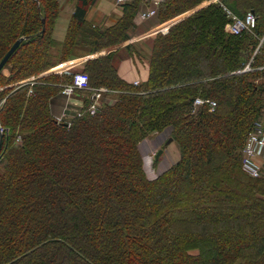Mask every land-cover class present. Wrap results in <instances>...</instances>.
Returning a JSON list of instances; mask_svg holds the SVG:
<instances>
[{
  "label": "trees",
  "instance_id": "16d2710c",
  "mask_svg": "<svg viewBox=\"0 0 264 264\" xmlns=\"http://www.w3.org/2000/svg\"><path fill=\"white\" fill-rule=\"evenodd\" d=\"M205 1L163 0L154 17ZM97 2L77 0L59 41L60 0H0V61L24 37L0 71V264H264V164L260 177L243 168L264 119V0L212 2L158 32L138 84L120 76L118 50L48 73L125 42L149 5L120 4L122 15L99 26L88 19ZM225 7L255 12L254 34L227 31ZM79 72L110 91L91 114L87 89L82 114L58 121L52 99ZM165 130L180 157L150 179L140 143Z\"/></svg>",
  "mask_w": 264,
  "mask_h": 264
},
{
  "label": "crops",
  "instance_id": "0c3cea01",
  "mask_svg": "<svg viewBox=\"0 0 264 264\" xmlns=\"http://www.w3.org/2000/svg\"><path fill=\"white\" fill-rule=\"evenodd\" d=\"M61 2V12L57 19L55 30H54V37L62 41L67 32V28L71 19V16L75 10V6L77 3V0H60ZM117 2V0H116ZM100 1L94 5L88 13V19L92 22H94L96 25L99 26H105V25H111L113 24L123 13L122 7L119 8L118 12L116 9H112L111 11H107L105 8L100 6ZM117 4L121 6L118 2ZM209 4L207 1L196 7L195 9H192L190 11L184 12L175 18L166 21V22H159L157 17H151L147 20H139L138 18L135 19L136 27L134 31L132 32V36L127 39L125 42L120 44L119 46L115 47L114 49H103L102 51L95 53V54H89L82 57L73 58L71 60L65 61L63 63H60L59 65L51 68L47 72H68L70 70L78 69L81 67V65L84 63L85 60L97 57L99 55H104L110 52L111 50H118L117 53L114 56V63L118 69V72L122 78L129 82H135L140 81L143 82L147 80L148 78V67L142 63H138V60L143 59L147 54H149V43L150 39L155 37V35L162 31L167 32L169 27V23L175 19H182L189 15L190 13L194 12L196 9H199L205 5ZM63 14V16H62ZM115 15V16H114ZM115 17V18H113ZM129 44H135L139 49L141 50V57L131 56L128 52V49L126 48V45ZM148 61V60H147ZM142 69V72H139V69ZM82 73V72H80ZM113 93V92H112ZM89 91L82 90L77 91L71 96H66L62 93H57L51 102V108L52 113L54 115H62L65 112L68 113L66 116L67 118L74 117L79 110L84 105V100L89 97L88 96ZM111 94V93H110ZM106 95L108 98L112 99L111 95Z\"/></svg>",
  "mask_w": 264,
  "mask_h": 264
},
{
  "label": "built area",
  "instance_id": "2783aa9c",
  "mask_svg": "<svg viewBox=\"0 0 264 264\" xmlns=\"http://www.w3.org/2000/svg\"><path fill=\"white\" fill-rule=\"evenodd\" d=\"M118 3H126L130 0H117ZM163 0H149V5L145 10L140 11L136 18L139 20H147L151 17H154L158 13V8ZM208 3L212 2H220V0H207ZM228 13V17L230 18L229 23L226 28L227 31L233 34H243L246 32L253 33L257 27L258 16L255 12L249 11L243 16H239L225 7ZM135 18V19H136ZM259 43L257 45L255 54L260 51L262 47H264V33L258 37ZM264 68V64L260 67ZM251 70L250 64H248L242 71ZM28 82L35 83L37 79L35 76H32L28 79ZM139 81H136L135 84H138ZM87 90L90 89L92 91L91 100L88 108L86 109L89 113L94 114L97 110L99 100L101 99L103 93L108 92L110 90L101 87V88H90L88 85V76L85 73H77L74 75V80L70 84L64 85L62 89V94L66 96L73 95L76 90ZM32 91V90H31ZM208 103L210 106V110H214L217 103L214 100H208L204 98H197L195 100V104L204 105ZM82 114V111L78 113ZM64 114L57 116L58 121L64 120ZM263 164H264V119L257 122L253 129L248 134L246 142L243 148V168L244 170L250 174L252 177H260L263 173Z\"/></svg>",
  "mask_w": 264,
  "mask_h": 264
},
{
  "label": "rangeland",
  "instance_id": "374dc122",
  "mask_svg": "<svg viewBox=\"0 0 264 264\" xmlns=\"http://www.w3.org/2000/svg\"><path fill=\"white\" fill-rule=\"evenodd\" d=\"M99 1H100L99 3L100 6L105 8L107 11L116 9L117 13H119L118 9L121 8V6L117 4L116 0H99ZM207 34L209 35L210 33L208 32ZM139 62L148 67V73H149V64L146 55L143 59L141 60L139 59L138 63ZM139 72H142L141 68L139 69ZM85 75L87 76L86 73ZM112 96L113 95H111V97ZM64 115H65L64 116L65 120H70V118L66 117L68 115L67 112H65ZM169 138H170V130H165L163 132L154 133L153 135L147 137L140 143V150L145 162V170L147 176L150 179L156 178L167 168H169L170 165L175 163L180 157V150L177 142L172 140L169 143H167ZM160 150H162V152L157 157L158 151Z\"/></svg>",
  "mask_w": 264,
  "mask_h": 264
},
{
  "label": "water",
  "instance_id": "95a60500",
  "mask_svg": "<svg viewBox=\"0 0 264 264\" xmlns=\"http://www.w3.org/2000/svg\"><path fill=\"white\" fill-rule=\"evenodd\" d=\"M180 19H175L173 21H171V23H169L168 27L171 26L172 24H174L175 22L179 21ZM24 39V37L18 39L13 45L12 47L9 49V51L6 53V55L3 57V59L0 61V71L4 68V66L6 65L7 61L9 60V58L11 57V55L13 54V52L17 49V47L20 45L21 41ZM1 130V127H0ZM173 138L170 137L167 141V143H169L170 141H172ZM162 152V150L158 151L157 157L160 155V153Z\"/></svg>",
  "mask_w": 264,
  "mask_h": 264
}]
</instances>
